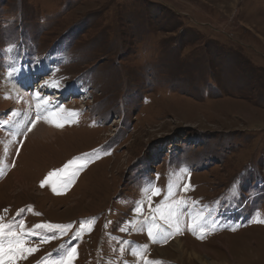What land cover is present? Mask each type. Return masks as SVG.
<instances>
[{
	"label": "rangeland",
	"instance_id": "1",
	"mask_svg": "<svg viewBox=\"0 0 264 264\" xmlns=\"http://www.w3.org/2000/svg\"><path fill=\"white\" fill-rule=\"evenodd\" d=\"M0 224L16 264H264V0H0Z\"/></svg>",
	"mask_w": 264,
	"mask_h": 264
},
{
	"label": "snow or ice",
	"instance_id": "2",
	"mask_svg": "<svg viewBox=\"0 0 264 264\" xmlns=\"http://www.w3.org/2000/svg\"><path fill=\"white\" fill-rule=\"evenodd\" d=\"M57 127H62L63 125L56 121ZM93 155V154H90ZM78 171V169H77ZM53 173L49 174V179L53 176ZM76 173L73 172L71 175L66 176L65 179L62 180V187H67L71 182L72 179L75 177ZM44 183H47L45 181ZM43 187V183L41 185ZM53 191H57V188L55 184L53 185ZM158 194V193H154ZM48 227V228H59L60 226L56 225H38L37 227ZM4 225L0 224V236L4 234ZM14 237L16 236L15 233L12 234ZM151 235V232L149 233ZM35 249L33 248H25L22 240L15 239V240H9L7 244L0 243V264H16V260L18 257H26L27 254L33 252ZM77 254V248L71 247L70 250L67 252L66 258L62 259L60 261V264H72V259Z\"/></svg>",
	"mask_w": 264,
	"mask_h": 264
},
{
	"label": "bare ground",
	"instance_id": "3",
	"mask_svg": "<svg viewBox=\"0 0 264 264\" xmlns=\"http://www.w3.org/2000/svg\"><path fill=\"white\" fill-rule=\"evenodd\" d=\"M41 74H42V71H44V68L43 67H41V68H39V70H38ZM26 72V69H20V72H18L17 73V75H18V77H19V75H24V73ZM44 74V73H43ZM20 77H22V76H20ZM36 77H33V75H31V79H35ZM31 79L29 78L27 81H29V82H26L27 83V85L28 84H31L32 82H31ZM35 86H37V84H35ZM48 90V89H47ZM34 93V92H33ZM26 96V95H25ZM57 95H53V97L54 98H56V100L57 101H60V99L58 98V97H56ZM64 132H62V133H59V134H63ZM15 134V133H14ZM40 134H42L41 136H43V137H45L46 138V136H51V135H53V134H51V132L50 131H45V133L43 134V133H40ZM12 135H13V133H12ZM13 139H12V137L9 135V136H7L6 138H4V141H3V143L2 144H5V143H8V142H10V141H12ZM48 142V141H47ZM11 144L10 143H8L7 144V147L8 146H10ZM12 148V147H11ZM10 148V149H11ZM18 175V174H17ZM16 177V176H15ZM142 218V217H141Z\"/></svg>",
	"mask_w": 264,
	"mask_h": 264
}]
</instances>
